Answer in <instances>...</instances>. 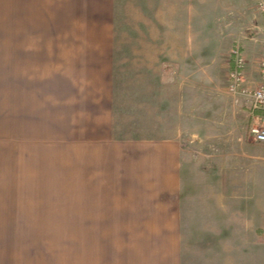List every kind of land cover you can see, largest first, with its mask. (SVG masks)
<instances>
[{"label": "crops", "instance_id": "obj_1", "mask_svg": "<svg viewBox=\"0 0 264 264\" xmlns=\"http://www.w3.org/2000/svg\"><path fill=\"white\" fill-rule=\"evenodd\" d=\"M249 1L12 0L15 13L92 20L101 36L13 48L32 64L13 74L14 130H45L30 151L40 166L75 147L77 226L90 228L76 264H264L259 112L226 89L229 39L264 28ZM252 46L248 90L260 79Z\"/></svg>", "mask_w": 264, "mask_h": 264}, {"label": "rangeland", "instance_id": "obj_2", "mask_svg": "<svg viewBox=\"0 0 264 264\" xmlns=\"http://www.w3.org/2000/svg\"><path fill=\"white\" fill-rule=\"evenodd\" d=\"M259 2H246L245 8L259 15L260 25L264 26V12ZM41 10L15 13L12 0H0V258L3 256V264H76L78 236L90 230L77 226L76 162H72L75 147L55 146L51 162L47 157L40 166L30 151L36 148L34 144L40 137L44 142L45 130L30 129L35 124H29V120H21L18 130H14L13 74L16 66L17 72L22 71L23 66L29 71L32 64L28 60L16 63L13 48L84 44L100 41L101 36L93 34L96 29L92 27V20H86L85 24L81 19L62 18L59 10ZM246 30L229 39L226 55L230 58L233 50L239 48L245 63L243 86L248 66L244 48L254 45L250 51L256 56V48L263 52L264 45V28L252 26L249 28L252 33ZM260 56L261 52L258 62ZM56 65L60 66L59 62ZM226 89L241 91L230 88V73Z\"/></svg>", "mask_w": 264, "mask_h": 264}, {"label": "built area", "instance_id": "obj_3", "mask_svg": "<svg viewBox=\"0 0 264 264\" xmlns=\"http://www.w3.org/2000/svg\"><path fill=\"white\" fill-rule=\"evenodd\" d=\"M259 7L264 12V0H260ZM239 54V48H236L232 52L234 67L230 70V88L232 90H241L252 96L250 108L252 111H258L259 113L256 114L254 122L250 126L249 133L253 140L258 143H264V45L259 62L260 84L253 90H248L242 84V69L245 63Z\"/></svg>", "mask_w": 264, "mask_h": 264}]
</instances>
